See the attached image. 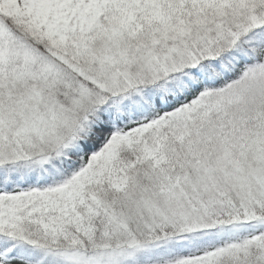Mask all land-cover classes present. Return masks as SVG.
<instances>
[{"label": "snow or ice", "instance_id": "1", "mask_svg": "<svg viewBox=\"0 0 264 264\" xmlns=\"http://www.w3.org/2000/svg\"><path fill=\"white\" fill-rule=\"evenodd\" d=\"M0 264H264V0H0Z\"/></svg>", "mask_w": 264, "mask_h": 264}]
</instances>
